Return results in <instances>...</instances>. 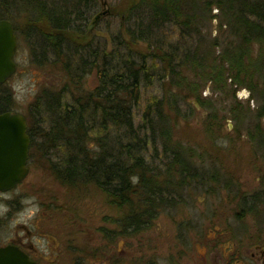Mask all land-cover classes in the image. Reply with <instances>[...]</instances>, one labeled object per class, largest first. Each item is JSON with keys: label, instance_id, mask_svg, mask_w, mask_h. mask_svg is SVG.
<instances>
[{"label": "rangeland", "instance_id": "374dc122", "mask_svg": "<svg viewBox=\"0 0 264 264\" xmlns=\"http://www.w3.org/2000/svg\"><path fill=\"white\" fill-rule=\"evenodd\" d=\"M92 1L94 4L89 9H85L82 4L78 7L79 14L85 18V23L79 27L85 34H77L76 39L72 40L74 32L71 31L68 34L71 39L62 37L60 41L65 60L53 56L43 37H38L32 27L26 25L29 21L26 11L14 19L16 71L6 82L15 102L13 112L30 114L29 107L36 104L37 93L39 97L45 98L51 92L62 93L66 84H71L67 73L72 74L73 68L81 64L80 59L87 57V47L91 52L100 50L105 56L115 51L122 58L130 57L136 64L140 51L143 54L154 52L152 49L155 48L149 49L151 44L161 46L162 52H171L172 69L158 71L154 80L146 76L147 82L133 113L134 121L139 122L143 104L149 96L160 97L163 91L171 88L178 96L180 110L177 122L169 125L173 141L185 149L186 162L197 172V179H201L203 173L206 184L196 185V179L189 180L190 187L182 192L174 204L159 209L160 213L151 220L150 226L135 234L119 236L113 243L116 245L114 252L109 253L114 256L116 264H147L151 260L155 264H214L218 233H222L224 228H229L230 233L235 231L237 235L245 236L241 243L246 244L249 242L248 236L257 233L254 219L235 218L239 207L236 200L241 195L232 197L231 193L226 192L225 186L214 183L210 174L213 172L212 167L215 169L216 166L224 175L236 179L238 191L248 194L257 190L262 172L255 168L264 163V65L261 64L260 52L258 55V51L262 50L253 45L248 48L246 56L241 57V51L236 50L237 46H243L240 38L233 35L229 23L220 19L219 11L213 5L207 12L201 8L195 10L201 18L198 21V35L178 39V32L170 25H164L159 35L154 34L153 41L157 44L145 40H140V44L130 38V33L133 35L139 30L134 26L135 13L127 10L133 7L136 10L132 11L143 15L144 8L140 3L144 1ZM232 55L239 60L233 61ZM237 63L240 67H237ZM92 70L82 77L86 88L97 85V76ZM64 100L71 103L69 93ZM43 107L39 105V112L35 114L47 116ZM210 120H214V125L210 124ZM159 151L151 153L149 149L148 152L154 157L150 158L147 153V161L158 169H164L161 164L163 160L170 161V157L162 156ZM255 152L259 155L254 160ZM31 169L26 184L8 195L12 199L23 197L24 210L18 219H12L11 222L6 220L5 231L12 230L15 223L32 220L33 215L39 214L45 228L51 230L55 242H66L64 234L52 228L48 220L50 211L59 214L65 212L66 216L73 214L76 218L71 236L75 238L74 244H80L89 242L88 235L82 229L83 221L98 236L97 225L103 218L106 217L110 227L114 224L109 221L118 222L117 218L121 219V211L111 206L100 191L62 184L51 171L50 165L40 160L39 165L33 163ZM8 196H0V211L6 210L3 200L8 199ZM41 203L43 211L47 212L44 218L40 214ZM66 225L64 228L68 229ZM224 247V252L229 253V246ZM62 258L72 261L67 254ZM103 262L104 258L91 256L86 264ZM107 264L111 263L108 261Z\"/></svg>", "mask_w": 264, "mask_h": 264}, {"label": "trees", "instance_id": "16d2710c", "mask_svg": "<svg viewBox=\"0 0 264 264\" xmlns=\"http://www.w3.org/2000/svg\"><path fill=\"white\" fill-rule=\"evenodd\" d=\"M141 2L143 15L132 11L136 10L133 7L127 10L135 13L134 26L139 30L133 35L130 33L133 42H152L164 25L176 30L178 39L198 35L201 18L196 11L201 8L207 12L213 5L220 19L229 23L233 35L240 38L243 46H237L236 50L241 51V57L246 56L248 48L257 45L258 50H262L258 55L260 52L264 65V0ZM81 4L89 9L94 3L92 0H0V19L13 22L26 11L29 20L26 25L32 27L38 37H43L53 56L65 60L59 46L62 37L71 39L68 35L71 31L74 32L72 40L77 34H85L79 27L85 23L78 11ZM14 30L16 32L15 27ZM160 47L151 44L149 49H155L150 54L140 51L138 64L115 51L107 57L100 50L91 52L87 47V57L80 59L81 64L73 68L72 74L67 73L70 87L66 84L62 93L51 92L46 98L37 95L35 102L39 100V105H44L48 113L47 116L39 114V131L53 136L49 142L59 149L56 163L50 165L55 177L69 187H89L106 195L108 203L121 211L120 220L127 231L150 226L151 220L160 213L159 209L174 204L190 187L189 180H197L198 175L186 162L185 149L173 141L169 125L177 122L180 110L178 96L171 88L163 91L160 97L149 96L143 104L139 122L134 121L133 113L147 82L146 76L154 80L161 70L172 69L171 52H162ZM232 58L239 60L235 55ZM237 67H240L238 63ZM91 70L96 73L97 85L86 88L82 77ZM68 93L71 103L64 100ZM13 101L4 83L0 86V113L13 112ZM210 124L214 125V120H210ZM149 149L151 153L159 151L162 156L170 157V161L163 160L164 169L147 161V153L150 158L154 157Z\"/></svg>", "mask_w": 264, "mask_h": 264}, {"label": "flooded vegetation", "instance_id": "af4514ba", "mask_svg": "<svg viewBox=\"0 0 264 264\" xmlns=\"http://www.w3.org/2000/svg\"><path fill=\"white\" fill-rule=\"evenodd\" d=\"M36 95H39V93ZM38 109L39 100L36 104L29 107L30 114L22 115L19 113L25 120L26 134L29 137L28 158L26 161L28 173L25 178L13 188L6 191H0V196H8L20 186L26 184L31 175V166L33 163L39 165V160L46 165H54V163H56L59 149L56 146L51 145V141L49 142V139L53 138V136H50L46 131H39V120L41 117H39V113L35 114L36 112H39ZM257 155H259V153L255 152L253 157L254 160ZM215 169H217L216 166ZM215 169L212 167L213 174H211L214 183L225 186L227 188L226 192L231 193L232 197L241 195L236 200V205L239 207L235 213V218L251 217L254 219L257 224V227L255 226L257 228V233L254 235L250 234V236H248L249 242L246 244L241 243L245 236H239L235 231L234 233H230L231 230L229 228H224L222 233H218V246L215 249L214 256L216 258L213 260V263L264 264V244L262 243V239L264 240V163L255 168V170H261L262 172L261 178L258 180L257 190H253L252 193L248 194L244 193L246 191H238L237 186L239 187V183L236 179H232L231 177H228L229 175H224L221 170L217 169L216 171ZM204 179L205 176L201 173V179H197L194 182L196 185H205L206 183L203 181ZM239 192H241V194ZM8 197V199L3 200V206L6 207V210L0 211V264H23V261H26L29 264H86L91 256L93 258H104V264H107L108 261L111 264H116L117 262L114 263V256L109 253L110 251L114 252L113 249L116 245L113 243L116 238L119 236L135 234L139 231L132 229H129L128 231L125 230V227L119 218H117L118 222L109 221L114 224L110 227L105 217L97 225V236L95 235V231L88 229L86 221H83L82 229H84L85 234L88 235L87 239L89 242L74 244L73 239L75 238L74 236H71V229L72 226H76L75 216L73 214H68V216H66L65 212L59 214L51 211L48 216V220L52 223L51 227L58 232L60 231L61 234H64L67 238L66 242H59V244L55 242L51 230L45 228L43 219L39 217V214L33 215L32 220L15 223L12 230L5 231L7 221L11 222L12 219H18L24 210V204L22 202L24 199L23 197L19 196L15 199H12L11 196ZM29 197L32 196H28L27 198ZM104 198L108 202V197L106 195H104ZM41 207L42 211L40 214L42 215V218H44L45 213L47 212L43 211V203H41ZM13 209H15V211ZM37 217H39L38 220H36ZM9 224L10 223H8V226ZM65 225L68 229L64 228ZM92 226L95 227L93 224ZM79 227H81V225H79ZM76 235L78 237L77 229ZM226 245L229 246V253L224 252V246ZM65 254L69 257L71 256L72 261H64L62 257ZM13 255L19 259H14ZM49 256L51 257L50 260L48 259ZM61 261L64 262L61 263ZM147 264H155V261H148Z\"/></svg>", "mask_w": 264, "mask_h": 264}, {"label": "water", "instance_id": "95a60500", "mask_svg": "<svg viewBox=\"0 0 264 264\" xmlns=\"http://www.w3.org/2000/svg\"><path fill=\"white\" fill-rule=\"evenodd\" d=\"M16 48L13 23L0 19V86L16 71ZM28 147L29 137L23 116L13 112L0 113V191L13 188L27 175ZM13 258L19 259L15 255Z\"/></svg>", "mask_w": 264, "mask_h": 264}]
</instances>
